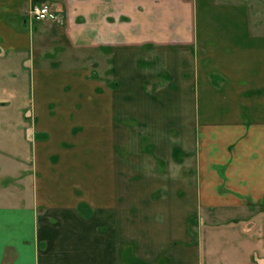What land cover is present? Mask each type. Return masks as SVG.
<instances>
[{
	"label": "crops",
	"instance_id": "crops-1",
	"mask_svg": "<svg viewBox=\"0 0 264 264\" xmlns=\"http://www.w3.org/2000/svg\"><path fill=\"white\" fill-rule=\"evenodd\" d=\"M0 264H264V0H0Z\"/></svg>",
	"mask_w": 264,
	"mask_h": 264
},
{
	"label": "built area",
	"instance_id": "built-area-1",
	"mask_svg": "<svg viewBox=\"0 0 264 264\" xmlns=\"http://www.w3.org/2000/svg\"><path fill=\"white\" fill-rule=\"evenodd\" d=\"M34 17L36 21L55 20L57 15L48 4H40L34 7Z\"/></svg>",
	"mask_w": 264,
	"mask_h": 264
},
{
	"label": "rangeland",
	"instance_id": "rangeland-1",
	"mask_svg": "<svg viewBox=\"0 0 264 264\" xmlns=\"http://www.w3.org/2000/svg\"><path fill=\"white\" fill-rule=\"evenodd\" d=\"M191 223H193V224H194V221H192Z\"/></svg>",
	"mask_w": 264,
	"mask_h": 264
}]
</instances>
